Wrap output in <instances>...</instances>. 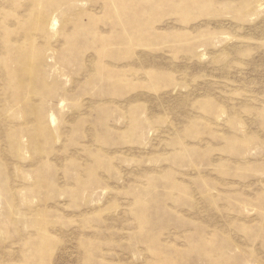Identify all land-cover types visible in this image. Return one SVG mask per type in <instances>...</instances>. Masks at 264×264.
Here are the masks:
<instances>
[{
  "label": "rangeland",
  "instance_id": "1",
  "mask_svg": "<svg viewBox=\"0 0 264 264\" xmlns=\"http://www.w3.org/2000/svg\"><path fill=\"white\" fill-rule=\"evenodd\" d=\"M0 264H264V0H0Z\"/></svg>",
  "mask_w": 264,
  "mask_h": 264
}]
</instances>
